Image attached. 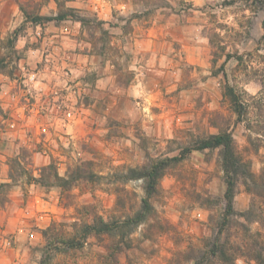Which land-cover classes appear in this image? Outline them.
I'll list each match as a JSON object with an SVG mask.
<instances>
[{
  "label": "rangeland",
  "instance_id": "obj_1",
  "mask_svg": "<svg viewBox=\"0 0 264 264\" xmlns=\"http://www.w3.org/2000/svg\"><path fill=\"white\" fill-rule=\"evenodd\" d=\"M263 50L264 0H0V264H229L214 244L255 264L261 199L239 179L228 215L217 149L169 163L151 212L120 223L145 197L130 169L219 130L264 170L223 96L258 94L237 58Z\"/></svg>",
  "mask_w": 264,
  "mask_h": 264
},
{
  "label": "trees",
  "instance_id": "obj_2",
  "mask_svg": "<svg viewBox=\"0 0 264 264\" xmlns=\"http://www.w3.org/2000/svg\"><path fill=\"white\" fill-rule=\"evenodd\" d=\"M23 13L26 19H30V21L34 23H37L40 19V17H32L25 11H23ZM253 59L256 61L254 66L248 65L249 61L241 56L237 58L238 63L245 66L246 69L252 68L253 76L260 83V91L258 94L249 96L244 91L236 92L233 87L226 86L223 96L228 101L229 107L236 116L237 122L244 123L247 131L256 135V140L259 143H264V55L256 53ZM248 142L251 144L253 139L249 137ZM212 149H217L221 158V167L226 181L225 199L227 201L226 209L228 215L232 213L236 183L241 179L248 192L261 199V207L258 209V215H255V218L259 219L264 225V170L259 175L252 173L248 161H245L238 153L232 135L227 131L219 130L217 134H210L203 139L196 140L191 148H186L180 153V157L168 158L156 163H151L139 172L130 169L129 172L132 174L131 179L144 180L143 189L145 197L141 199L140 211L134 217L121 222V227L129 224H140L151 212L148 200L156 193L158 180L169 163L181 160L184 152L188 153L193 150L202 151ZM87 228L99 235L109 233L112 229L115 230L120 228V226H112L100 222L98 226ZM53 229L54 225L50 226L48 230L44 231L43 236H50V239L53 238L54 235L51 234ZM260 249L261 251L256 252L252 257L255 264H264V248ZM226 256L227 252L223 247H219L217 244L212 246L211 257L218 258L225 263L229 260V264H234V260L227 259L228 257Z\"/></svg>",
  "mask_w": 264,
  "mask_h": 264
}]
</instances>
